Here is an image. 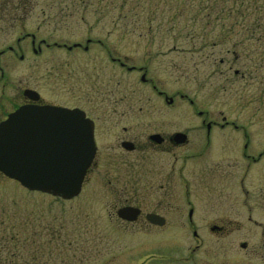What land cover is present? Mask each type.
I'll list each match as a JSON object with an SVG mask.
<instances>
[{
  "label": "rangeland",
  "instance_id": "rangeland-1",
  "mask_svg": "<svg viewBox=\"0 0 264 264\" xmlns=\"http://www.w3.org/2000/svg\"><path fill=\"white\" fill-rule=\"evenodd\" d=\"M122 1L0 0L5 13L11 14L13 20L22 21L10 29L9 38L2 43L0 40V45L14 44V39L26 32L35 33L39 39L69 45L80 43L85 46L86 40L90 39L98 43H91L85 53L80 51L74 59L77 61L82 54L91 61L92 71L101 68L106 80L112 79L114 88H106L108 99L139 100L142 106L139 114L142 115L195 114L178 97L171 107L158 102L149 86L139 82L137 73H128L112 65L105 49L112 57L126 59L130 64L149 63L148 76L158 81L169 95L186 94L199 110L209 115L233 119L253 133L264 132V44L249 30L250 22H244L243 28L237 25L232 36H228L225 31L231 22L210 21L206 26L201 17L207 10L198 13L196 8L188 9L178 13V20L171 21L174 4L164 2L168 0H143L144 3L127 0L121 8ZM136 1L138 4H134ZM198 14L197 20L192 22L191 18ZM236 32L242 36L234 35ZM238 42L240 45L236 46ZM46 55L52 62V55ZM54 58L65 57L55 55ZM235 70L238 75L234 74ZM20 72L18 67L12 74V81H15L12 94H15V85L22 83L19 82ZM115 87L118 92L114 93ZM151 105H154V112ZM258 138L264 136L253 135L251 141L263 142ZM227 152V149L220 150L219 155L220 163H223L220 170L225 171L219 181V197L207 203L201 201L202 216L211 212L208 204L216 202L215 214L202 219V226L232 221L229 169L223 162L225 155L222 156ZM257 176L253 175L252 181H256ZM89 195L85 189L77 198L62 200L27 191L18 182L0 174V211L4 227L15 228L21 240L17 250L20 259L15 262L102 264L110 259L107 264H137L140 261L166 264L168 260L178 258L175 256L177 250L171 246L172 240L178 241L183 254L191 244V236L183 234L154 240L151 235L122 234L117 230L119 224L116 221L109 223L106 219L112 204L92 203ZM96 215V218H90ZM262 216L259 217L264 221ZM237 220L242 225L239 231L219 237L202 231V244L195 259L207 261L201 264H264L263 257L257 258L253 252L241 251L237 246L249 238L246 236L249 228L244 226L243 218Z\"/></svg>",
  "mask_w": 264,
  "mask_h": 264
},
{
  "label": "flooded vegetation",
  "instance_id": "flooded-vegetation-1",
  "mask_svg": "<svg viewBox=\"0 0 264 264\" xmlns=\"http://www.w3.org/2000/svg\"><path fill=\"white\" fill-rule=\"evenodd\" d=\"M18 21L0 7L1 43L9 38L10 29ZM36 36L26 32L16 37L14 44L0 45V123L17 108L28 105L82 112L90 126L95 150L79 195L86 189L92 203L112 204L106 219L109 223L116 221L122 234L151 235L152 240L172 235L191 236L185 254L178 241L170 240L178 258L166 264L207 262L195 259L202 244V231L218 237L239 231L242 225L238 217L248 226L249 238L237 246L241 251H251L257 258H264V221L259 217L264 218V138H258L263 142L251 141L253 135L264 136V132L253 133L233 119L209 115L199 110L186 94L169 95L158 81L148 76L149 63L130 64L126 59L112 57L105 49L111 64L128 73H137L139 82L149 86L158 102L171 107L178 97L195 112L191 116L139 114L142 109L139 100L108 99L106 88L112 87V79L106 80L101 68L92 71L91 61L82 54L77 61L74 59L80 51L85 53L91 43L98 42L88 39L85 46L69 45ZM46 54L52 55V62ZM55 55L65 58L56 59ZM18 67L22 83L15 85L12 94L15 82L12 74ZM115 92H118L116 87ZM151 109L154 112V105ZM56 135L51 133L48 137ZM226 149L228 152L222 156L225 155L223 162L229 169L232 221L202 226V219L215 214L216 202L209 203L211 212L202 216L201 201L207 203L219 197V181L225 175L220 170L223 163L219 155L220 150ZM251 173L258 175L256 181H252ZM104 261L101 263L107 264L110 259Z\"/></svg>",
  "mask_w": 264,
  "mask_h": 264
},
{
  "label": "water",
  "instance_id": "water-1",
  "mask_svg": "<svg viewBox=\"0 0 264 264\" xmlns=\"http://www.w3.org/2000/svg\"><path fill=\"white\" fill-rule=\"evenodd\" d=\"M71 113L23 108L0 125V172L28 190L71 198L93 155L91 131L80 120L68 128ZM57 130H54V128ZM53 131V132H52ZM51 133L57 134L51 139Z\"/></svg>",
  "mask_w": 264,
  "mask_h": 264
},
{
  "label": "trees",
  "instance_id": "trees-1",
  "mask_svg": "<svg viewBox=\"0 0 264 264\" xmlns=\"http://www.w3.org/2000/svg\"><path fill=\"white\" fill-rule=\"evenodd\" d=\"M82 1L86 2V0ZM140 1L142 2L143 0ZM126 2L127 0L122 1L121 8L125 6ZM164 2L174 4V7H171V10H173L171 21L179 19V12L182 13L188 9L196 8L198 13L207 10L206 14L201 17L206 26H208L210 21L231 22L227 25L228 29L225 31L228 36H232V30L234 31L237 25L243 28L245 27L243 25L244 22H250L249 30L253 34H257L262 44H264V0H168ZM134 4H138V1ZM121 15L122 13L118 12V16ZM198 16L199 14L193 16L191 21L195 22ZM258 30L259 33L257 32ZM245 32L248 33V28H246ZM234 35L242 36L239 32ZM239 45L240 42L236 46ZM20 242V236L15 228L4 227V219H2L0 211V264H17L15 260L19 261L20 259L17 253V250L20 249Z\"/></svg>",
  "mask_w": 264,
  "mask_h": 264
}]
</instances>
